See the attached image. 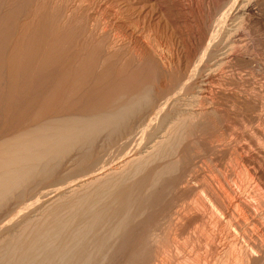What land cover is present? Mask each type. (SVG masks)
<instances>
[{
  "label": "bare ground",
  "instance_id": "bare-ground-1",
  "mask_svg": "<svg viewBox=\"0 0 264 264\" xmlns=\"http://www.w3.org/2000/svg\"><path fill=\"white\" fill-rule=\"evenodd\" d=\"M263 14L264 0H0V217L42 196L0 222V264H264V165L217 145L253 99L236 66ZM226 153L246 190L220 171L187 180L194 158Z\"/></svg>",
  "mask_w": 264,
  "mask_h": 264
},
{
  "label": "rangeland",
  "instance_id": "rangeland-1",
  "mask_svg": "<svg viewBox=\"0 0 264 264\" xmlns=\"http://www.w3.org/2000/svg\"><path fill=\"white\" fill-rule=\"evenodd\" d=\"M257 20L258 21H256V23H253L252 26H250L248 28L245 27V31L243 32L244 33L243 36L245 35L243 37V40L248 39L247 40L248 42L245 40L246 43H250L251 44L250 46H252V47H250L249 51L247 52V56H249L250 59H248V57H246L245 61H243L245 63L240 62L241 64L238 63V65L236 66V68H237L236 73H237L239 80L241 81V82L239 81L240 88L246 90L247 92L250 91L249 93L251 95L253 94L252 95L253 99L248 105L247 104L244 105L242 102L237 104V106H239V107H237L238 109L237 108L236 109L238 111L239 116L237 115L236 123L234 122V124L232 125L233 126L232 130L228 132V133H230L229 134L230 138L228 137V139H227L228 142H222V143L223 144L226 143L227 145H230V146H234V145L236 146V144L239 147L242 146L243 151H245V153H246V154L244 153L245 155L250 154V156L254 157L255 161L264 165V159H263L264 158V151H263L264 150V104H263L264 103V14H263V16H261V18L259 17ZM245 37H248V38H245ZM250 38H252V39H250ZM251 40H253V41L251 42ZM243 80H245V81H243ZM222 98H224V99H222ZM219 99H220L219 101H222L221 103H224V101H225L226 104H230V102H229L230 98L227 96L220 97ZM231 101H232V99H231ZM235 130H236V132H235ZM222 143L217 144L219 149H221L220 148L221 146L223 148L226 147V144L222 145ZM234 143H236V144H234ZM213 157H214V155H208L207 154L203 158L202 157L194 158V161H195L194 163L197 164L195 167V169L197 170V173H196V171H195V174L192 172V174H191L192 176H189L191 178L188 177L187 180L189 181L192 178H194L195 176L196 177L200 176L199 174H202V172L203 173L205 172L207 175H209L210 178H214L215 176H219V171H220V173L227 178L229 183L232 184V186L235 189L237 188L236 190L239 189L238 190L239 192H243L244 190H246V188H247L246 185L249 184L250 181L248 179L249 178L248 175L245 174L244 166L242 168L243 164L241 163V161L237 160L234 155H229L227 153H226V155H221L220 157H218L217 160L215 159V157L214 158ZM210 169H211V171H210ZM229 176H231V177H229ZM233 179H235V180H233ZM249 187H251V186H249ZM263 187L264 186L259 187L260 188L259 191L262 190V192L261 191L259 192L260 195H262V199H264V188ZM241 189H242V191H241ZM31 192H32V194H31ZM31 192H29V194H31L32 196L31 195L27 196L28 195V193H27L26 197L23 199L22 202H20V203H16V202L13 203L12 202V203H10V205H8L7 208H9V206H10L11 210L10 209L9 210L12 213H10L7 218L5 215H2L1 216L2 218L0 217L1 218L0 222H3L5 219V221L3 223H1V225L11 221L12 218L14 220L15 216H17V214L19 215L23 212L28 213L29 212L28 210H30V209H31V211H33V207L40 201L42 196L40 197L39 195H41V194H38L37 191L36 192L31 191ZM33 193H35L36 195H34ZM30 196H31V199L33 198V196H34V198L36 196H38L37 198L39 200L37 199V201H36V198L35 199L33 198L32 200H30ZM26 198H29V199H27L28 201L25 200ZM34 202H35V204H34ZM19 204H21V205H19ZM181 205H184V204L179 203L178 205H176L173 208L174 210L173 209L171 210L172 213L175 210L181 211V209H182ZM22 207H24V209H26V207H27V209H26L27 211L23 210ZM176 207H180V208L177 209ZM21 208H22V210H21ZM15 211H16V213H15ZM31 211L29 213H31ZM19 212H21V213H19ZM10 217H12V218H10ZM167 219H168V217H167ZM166 222H168V221H166ZM190 231H192V230H190ZM182 239H183V241H182ZM184 239H185V237L183 236V237L179 238L178 240L181 244H184L183 242L186 241V239L185 240ZM186 248H187L186 251L184 250L185 252L184 253L182 252V254L187 253V250H191V247H189L188 245L186 246Z\"/></svg>",
  "mask_w": 264,
  "mask_h": 264
}]
</instances>
